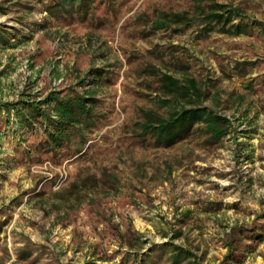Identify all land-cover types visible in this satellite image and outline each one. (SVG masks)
<instances>
[{
    "label": "rangeland",
    "instance_id": "obj_1",
    "mask_svg": "<svg viewBox=\"0 0 264 264\" xmlns=\"http://www.w3.org/2000/svg\"><path fill=\"white\" fill-rule=\"evenodd\" d=\"M218 1L243 8L234 22L247 29L154 26L196 13V0H95L86 15L0 0V30L13 34L0 43V103L97 86L104 112L83 155L36 148L40 135L0 115V264H137L144 253L170 264L158 245L171 240L204 264H264V0ZM165 72L196 77L205 104L231 117L219 143L134 135L143 109L173 105L160 104ZM234 237L241 262L227 259Z\"/></svg>",
    "mask_w": 264,
    "mask_h": 264
},
{
    "label": "trees",
    "instance_id": "obj_2",
    "mask_svg": "<svg viewBox=\"0 0 264 264\" xmlns=\"http://www.w3.org/2000/svg\"><path fill=\"white\" fill-rule=\"evenodd\" d=\"M95 0H49L48 9L66 11L70 15L81 12L86 15ZM196 13L175 12L162 14L154 21L157 28L176 26L177 30L194 24H203V34L213 31L216 25H222L224 31L241 32L249 23H235V17L247 16L240 6H234L218 0H196ZM229 25V26H228ZM228 26V27H227ZM13 35L10 29L0 30V43L9 42ZM103 73H99V76ZM160 104L170 106L168 112H159L153 108H145L141 119L137 120L134 135L145 137L151 135L157 146H172L198 133L206 144L219 143L230 133L232 119L219 112L214 106L206 105L209 91L194 76L180 78L165 72L160 76ZM97 82V81H96ZM84 81H81V84ZM98 87L78 91L74 87L66 90H52L41 99L20 98L15 101L0 103V115L7 114L15 132H29L41 136L37 147L47 153L58 154L61 151L83 155L87 152L90 132L104 115L96 110L102 105L97 96ZM86 149V151H84ZM66 154V153H65ZM75 187L78 182H74ZM80 193V192H79ZM81 197V195H79ZM2 222L0 221V229ZM181 234H178L180 236ZM234 238L228 240L230 253L227 259L241 262L236 254L237 246ZM168 252L167 262L170 264H204L196 251L174 240L158 245ZM154 251V250H153ZM139 253V252H138ZM152 253L136 254L137 264H157L151 258Z\"/></svg>",
    "mask_w": 264,
    "mask_h": 264
}]
</instances>
